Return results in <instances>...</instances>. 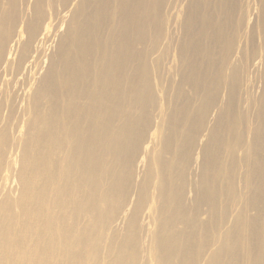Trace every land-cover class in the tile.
Instances as JSON below:
<instances>
[{
    "label": "bare ground",
    "instance_id": "bare-ground-1",
    "mask_svg": "<svg viewBox=\"0 0 264 264\" xmlns=\"http://www.w3.org/2000/svg\"><path fill=\"white\" fill-rule=\"evenodd\" d=\"M0 264H264V0H0Z\"/></svg>",
    "mask_w": 264,
    "mask_h": 264
}]
</instances>
